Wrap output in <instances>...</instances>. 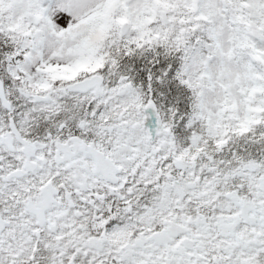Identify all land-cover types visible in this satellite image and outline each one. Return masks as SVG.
<instances>
[{"label": "snow or ice", "instance_id": "1", "mask_svg": "<svg viewBox=\"0 0 264 264\" xmlns=\"http://www.w3.org/2000/svg\"><path fill=\"white\" fill-rule=\"evenodd\" d=\"M0 264H264V0H0Z\"/></svg>", "mask_w": 264, "mask_h": 264}]
</instances>
